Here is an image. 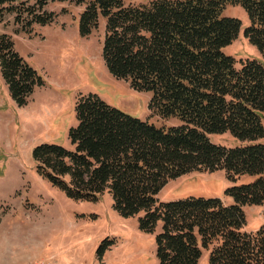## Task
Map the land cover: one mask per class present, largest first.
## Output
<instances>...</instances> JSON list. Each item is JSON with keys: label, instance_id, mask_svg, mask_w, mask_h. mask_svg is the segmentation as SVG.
<instances>
[{"label": "trees", "instance_id": "trees-1", "mask_svg": "<svg viewBox=\"0 0 264 264\" xmlns=\"http://www.w3.org/2000/svg\"><path fill=\"white\" fill-rule=\"evenodd\" d=\"M16 1L0 0V7ZM29 1L34 12L50 2L84 5L83 38L104 20L103 58L110 74L151 93L149 108L162 119L181 121L157 126L97 95L83 96L76 106L78 125L70 131L76 150L36 147L38 174L77 201L95 202L109 193L122 217L139 216V229L156 234L159 264H199L204 250L208 264H264V227L243 230L244 207L264 206V66L247 60L237 68L223 52L238 38L242 22L222 17L229 4L243 7L250 18L244 34L264 58V0H155L139 6L124 0ZM7 10L20 22L18 10ZM52 20L47 13L23 23L30 29ZM0 69L20 107L45 83L7 34H0ZM224 133L243 144L227 148L209 138ZM219 170L233 183L226 190L230 205L220 198L158 199L172 180ZM242 176L254 181L237 184ZM107 249L99 247V259Z\"/></svg>", "mask_w": 264, "mask_h": 264}, {"label": "rangeland", "instance_id": "rangeland-1", "mask_svg": "<svg viewBox=\"0 0 264 264\" xmlns=\"http://www.w3.org/2000/svg\"><path fill=\"white\" fill-rule=\"evenodd\" d=\"M151 1L155 0H124L134 6ZM33 5V1L18 0L0 7V34L11 37L15 51L45 82L35 87L27 104L20 107L0 69V264H159L156 234L139 229V216L122 217L109 193L95 202L70 198L38 174L33 151L44 144L75 151L70 131L78 125L76 106L81 97L90 94L157 126H174L181 121L162 119L149 108L151 93L135 91L128 80L110 74L103 58L104 20L83 38L79 19L84 5L50 2L36 12L30 11ZM8 7L18 10L20 22ZM47 13L53 17L51 23L24 28L27 19ZM222 17L242 22L238 38L223 52L234 58L237 68L247 60L264 66L261 52L244 34L250 26L246 10L229 4ZM209 138L227 148L243 144L230 133L211 134ZM253 181L252 176H242L237 184ZM232 186L224 171H196L170 181L158 199L220 198L230 205L233 199L226 190ZM244 211L245 232L264 227V206H245ZM102 245L108 249L99 259ZM208 260L209 251L204 250L199 264H208Z\"/></svg>", "mask_w": 264, "mask_h": 264}, {"label": "built area", "instance_id": "built-area-1", "mask_svg": "<svg viewBox=\"0 0 264 264\" xmlns=\"http://www.w3.org/2000/svg\"><path fill=\"white\" fill-rule=\"evenodd\" d=\"M45 264V263H44Z\"/></svg>", "mask_w": 264, "mask_h": 264}]
</instances>
